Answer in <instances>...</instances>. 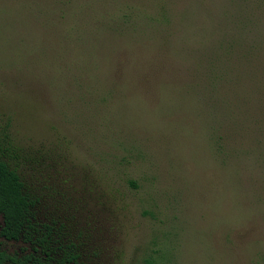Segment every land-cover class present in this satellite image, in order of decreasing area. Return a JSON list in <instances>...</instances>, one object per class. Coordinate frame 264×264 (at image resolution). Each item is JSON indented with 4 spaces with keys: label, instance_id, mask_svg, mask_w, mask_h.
Listing matches in <instances>:
<instances>
[{
    "label": "rangeland",
    "instance_id": "1",
    "mask_svg": "<svg viewBox=\"0 0 264 264\" xmlns=\"http://www.w3.org/2000/svg\"><path fill=\"white\" fill-rule=\"evenodd\" d=\"M127 1L168 17L116 40L112 0H0V123L27 156L64 155L51 206L97 264H264V0ZM217 51L259 63L219 85Z\"/></svg>",
    "mask_w": 264,
    "mask_h": 264
},
{
    "label": "trees",
    "instance_id": "2",
    "mask_svg": "<svg viewBox=\"0 0 264 264\" xmlns=\"http://www.w3.org/2000/svg\"><path fill=\"white\" fill-rule=\"evenodd\" d=\"M112 1L114 5L126 9L117 19H113L114 15L112 16L113 13L110 11L112 21L110 20L108 24L114 27L116 40L126 38L127 35H134L132 39L137 41L138 37L135 36L145 33L140 23L149 24L145 28L150 30L154 20L159 24L161 23L159 17L163 19L168 17L161 11L156 19L153 17L150 20V23L146 20L141 22L140 18L147 15L142 11H136L132 7L133 3L127 0ZM102 8L109 9L104 6ZM104 14L102 17L106 16V11ZM91 18L94 25L101 24V27L106 25L99 22L101 19L96 20L97 17ZM119 22L120 25H118ZM47 23L54 26L55 31L60 29V24H57L54 18L51 20L47 18ZM64 25H66L64 29H68L69 22ZM109 25L107 28H111ZM56 35L60 36V33ZM69 35V44L62 47L64 50L74 47L76 43L71 33L64 34L65 38ZM63 44L64 42H60L61 46ZM217 52L219 59L212 57L208 61L205 60L207 64L205 75L208 74L209 80H219V85L228 86L225 79L226 73L237 72L244 65L243 61L241 63V60L237 59L238 56H242L245 63H253V65L256 61L259 63L256 59L259 51ZM215 63L217 65H214ZM220 71H222L221 74ZM247 72L245 76L236 74V79L241 83L244 80L252 83V80L256 78L255 75L250 79L254 69ZM262 78L258 77V83L255 85H258ZM236 90L238 93L240 89ZM218 91L221 94L225 90ZM219 99L217 98V102L210 100L214 113L217 112L215 109L220 111L221 102L223 105L221 111L226 110L227 103L225 104L224 99L223 101ZM6 118L4 125L0 123V217L2 218L0 264H97L90 253L85 230L74 221L70 224L67 210L51 206L52 188L48 184V179L52 176L55 163L62 161L64 155L57 156L53 154L52 149L42 146L31 156H27L20 147L16 146L15 140L8 133L12 120ZM146 264H157V262L148 260Z\"/></svg>",
    "mask_w": 264,
    "mask_h": 264
}]
</instances>
